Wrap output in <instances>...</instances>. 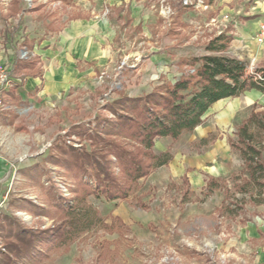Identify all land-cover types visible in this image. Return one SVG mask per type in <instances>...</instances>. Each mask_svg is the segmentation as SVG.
Instances as JSON below:
<instances>
[{
	"label": "rangeland",
	"instance_id": "374dc122",
	"mask_svg": "<svg viewBox=\"0 0 264 264\" xmlns=\"http://www.w3.org/2000/svg\"><path fill=\"white\" fill-rule=\"evenodd\" d=\"M213 1L120 0L90 13L95 0H0V44L13 47L19 58L29 44L61 31L79 16H103L112 30L109 44H104L107 56L80 64L89 72L86 83L72 89L69 98L50 108L21 104L17 110L4 96L11 108L0 112V219L29 228L53 227V219L45 214L54 198L48 191L67 203L73 200L74 188L67 169L53 163L51 155H60L55 144H86L70 131L72 126L92 124L98 114L110 116L104 104L118 93L134 97L173 82L187 69L186 59L209 54L206 45L215 36L231 37L221 54L247 63V69L251 64L254 70L264 68V55H256L258 45L243 53L241 43H231L234 35L225 33L233 29L231 21L226 15L218 19V10L209 8ZM81 2L88 5L85 13ZM32 31L36 37L30 39ZM229 104L227 100L208 109L200 128L176 141L169 136L156 139L154 152L171 155L167 164L141 178L124 200L87 198L109 228L90 229L67 252L53 253L39 264H264V227L259 229L264 188L260 196L241 190L248 173L228 142L236 139V128L252 110L262 109L253 105L246 113L230 114ZM218 138L226 139L236 156H218V164L230 165L220 174L212 168L214 162L194 161Z\"/></svg>",
	"mask_w": 264,
	"mask_h": 264
},
{
	"label": "trees",
	"instance_id": "16d2710c",
	"mask_svg": "<svg viewBox=\"0 0 264 264\" xmlns=\"http://www.w3.org/2000/svg\"><path fill=\"white\" fill-rule=\"evenodd\" d=\"M230 40L223 34L215 36L206 45L209 54L186 59L183 64L187 69L173 82H162L139 96L118 93L104 104L103 111L110 116L98 114L92 124L72 126L70 131L86 144H55L60 155H51L53 163L65 167L74 181L72 202L48 191L54 197L50 211L45 212L54 221L51 228H29L0 219V234H4L0 264H39L53 253L67 252L71 243L90 229L109 228L87 202L89 196L107 201L126 199L141 178L170 160L167 152H154L156 139L169 136L176 141L194 130L221 99L251 89L264 94V68L248 73L247 63L221 54ZM234 134L236 139L229 138V145L239 152L248 173L241 190L260 196L264 188V110H252Z\"/></svg>",
	"mask_w": 264,
	"mask_h": 264
},
{
	"label": "crops",
	"instance_id": "0c3cea01",
	"mask_svg": "<svg viewBox=\"0 0 264 264\" xmlns=\"http://www.w3.org/2000/svg\"><path fill=\"white\" fill-rule=\"evenodd\" d=\"M244 1L214 0L209 8L218 10V19H221L222 15L228 16L227 21H231L233 29L225 33L234 35L231 43L233 41L241 43L240 49L243 53L247 51V47L251 49V46L256 44L259 49L256 53L257 57H263L264 43H257L255 34L259 24L264 21V0H253L251 4H246ZM119 3L120 0H95V7L90 10V13L100 11L103 4L117 5ZM79 4L81 12L88 11V5L85 2ZM21 10L23 11L22 8ZM111 34L112 30L107 18L98 15L89 18L79 16L69 20L61 31L49 32V35H44L35 43L29 44L28 50L31 55L27 58L28 60L22 61L13 47L0 44V62H6L11 69L16 70L15 74H11L9 68L11 85L6 86L4 96L9 99V102L16 104L17 110L20 109L21 104L33 105L36 109L50 108L55 101L69 98L72 89L77 87L80 89L86 83L89 72L80 64L105 59L108 49L104 44H109ZM29 37L30 39L36 37L35 32L32 31ZM227 100L230 101L228 108L230 114H239L240 110H245L246 113L253 105H259V109L264 110V94L254 89L247 90L237 97L221 99L211 107ZM199 128L200 125L194 130ZM230 155L235 156L226 139L218 138L203 156L194 157V161L195 164L205 161L214 162L215 166L212 168L220 174L229 169L230 165L218 164L216 162L218 156L230 158ZM200 179L195 177V181L200 182ZM259 221L261 224L259 229H261L264 227V221L260 219ZM251 225L252 231L256 230L255 224Z\"/></svg>",
	"mask_w": 264,
	"mask_h": 264
},
{
	"label": "built area",
	"instance_id": "2783aa9c",
	"mask_svg": "<svg viewBox=\"0 0 264 264\" xmlns=\"http://www.w3.org/2000/svg\"><path fill=\"white\" fill-rule=\"evenodd\" d=\"M31 1V0H28ZM255 40L257 43L262 44L264 43V22H261L258 26L257 32L255 34ZM31 55L29 50L21 51L20 58H27ZM256 67H252L250 65V69H248V73H253ZM255 75L260 78V73H255ZM10 77H9V66L6 62L0 63V112H7L11 105L5 100L4 98V91L6 86H10Z\"/></svg>",
	"mask_w": 264,
	"mask_h": 264
}]
</instances>
